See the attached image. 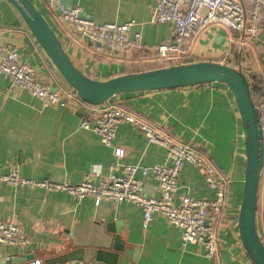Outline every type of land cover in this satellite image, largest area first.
<instances>
[{
  "label": "crops",
  "instance_id": "1",
  "mask_svg": "<svg viewBox=\"0 0 264 264\" xmlns=\"http://www.w3.org/2000/svg\"><path fill=\"white\" fill-rule=\"evenodd\" d=\"M31 1L73 64L96 80L149 70L155 62L153 48L169 40L172 33L169 23L150 22L156 0H61L60 7L78 5L80 15L95 23L132 21L128 35H141V48L115 52L105 46L94 50L91 41L58 17V10L51 9L45 0ZM0 42L15 46L41 81L54 88L69 87L7 0H0ZM195 52L194 61L230 65L250 81L248 76L264 65V31L250 38L211 25L198 37ZM7 84L0 75V176L16 165L21 177L77 185L94 166H100L101 174L110 168L120 174L123 165H135L141 192L159 196L157 180L151 173L143 174L141 168L165 160L163 145L149 142L139 128L123 122L112 140L113 146L124 150V156L117 158L112 146L81 126L86 115L81 100L43 106L26 90L8 92ZM111 100L167 135L193 143L210 158L229 182L226 204L217 222L220 264H254L242 246L237 227L245 139L228 87L212 82L122 93ZM73 107L79 111L72 112ZM185 194L212 196L202 171L188 163L180 171L173 201L178 203L179 196ZM0 220L19 224L30 241L27 246L0 243V264H213L200 245H182L181 230L161 215L153 214L144 225L142 211L132 202L104 198L95 204L92 196L77 198L64 189L46 190L0 180ZM256 226L264 244V180L258 190ZM115 234L130 250L129 255L112 249ZM27 255L33 257L26 260ZM8 258L14 260L8 262Z\"/></svg>",
  "mask_w": 264,
  "mask_h": 264
},
{
  "label": "built area",
  "instance_id": "2",
  "mask_svg": "<svg viewBox=\"0 0 264 264\" xmlns=\"http://www.w3.org/2000/svg\"><path fill=\"white\" fill-rule=\"evenodd\" d=\"M51 9L58 10V17L74 31L89 38L94 50L108 47L115 52L142 47L141 35H128L132 21L117 23H95L80 15V7H60L61 0H45ZM150 22L169 23L172 33L169 40L156 45L154 60L165 66L196 59L195 45L202 32L211 25L223 27L256 38L264 31V0H156ZM0 75L7 79V91L26 90L40 100L43 106L64 104L74 98L81 100L72 88H54L37 78L33 67L23 60L15 46L0 42ZM260 81V97L255 104L264 133V65L255 74ZM111 98H114L111 97ZM111 98L98 105L81 100L86 108L81 126L99 136L106 146H112L117 158L124 156V150L113 146L116 129L127 122L139 128L149 142L165 147L166 158L152 167H142V173H151L158 182L159 196H145L141 192V181L136 178L137 166L123 165L121 173L110 168L101 174L100 166H94L77 185L56 183L47 180L35 181L19 176L16 165L0 176V180L20 186H38L46 190H68L77 198L92 196L95 204L108 198L115 202H132L143 213V224L152 220L153 214L181 230V243L198 244L204 255L213 264H220L217 240V222L227 200L228 179L214 166L210 158L193 143L167 135L148 121L123 108ZM73 107L72 112H78ZM190 164L202 171L212 190V196L194 198L179 196L178 203L173 194L178 188V178L184 164ZM98 177L96 181L94 178ZM264 180V165L260 183ZM29 239L21 226L13 221L0 220V243L12 246H27Z\"/></svg>",
  "mask_w": 264,
  "mask_h": 264
},
{
  "label": "water",
  "instance_id": "3",
  "mask_svg": "<svg viewBox=\"0 0 264 264\" xmlns=\"http://www.w3.org/2000/svg\"><path fill=\"white\" fill-rule=\"evenodd\" d=\"M20 14L29 31L65 81L85 103L98 105L128 92L177 88L219 82L231 91L239 112L245 139V169L238 209L237 227L245 252L254 264H264V244L256 226V208L264 165V133L250 90V81L239 69L214 61H194L113 76L92 79L71 61L55 32L31 0H7ZM87 40L88 37L84 36ZM112 249H125L115 234ZM100 256L106 257L102 252ZM33 256H25L30 260ZM14 258H8L11 262ZM61 259V258H60ZM63 259H66L64 257ZM34 264V263H27Z\"/></svg>",
  "mask_w": 264,
  "mask_h": 264
},
{
  "label": "trees",
  "instance_id": "4",
  "mask_svg": "<svg viewBox=\"0 0 264 264\" xmlns=\"http://www.w3.org/2000/svg\"><path fill=\"white\" fill-rule=\"evenodd\" d=\"M189 62H194V60L192 59H187L184 61V63H189ZM152 67L150 69H155V68H160L165 66V64L163 63H159V62H153ZM250 80V90H251V94H252V98L255 102V104L257 103L256 101L259 99V97L261 96L260 94H256L258 91H260V81H258V79L255 77V75L250 74L249 76ZM67 86H69L68 88H71L70 85L68 84Z\"/></svg>",
  "mask_w": 264,
  "mask_h": 264
}]
</instances>
